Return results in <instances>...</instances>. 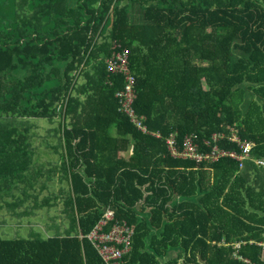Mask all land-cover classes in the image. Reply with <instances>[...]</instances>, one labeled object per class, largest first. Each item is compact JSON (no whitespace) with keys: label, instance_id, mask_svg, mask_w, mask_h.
<instances>
[{"label":"trees","instance_id":"1","mask_svg":"<svg viewBox=\"0 0 264 264\" xmlns=\"http://www.w3.org/2000/svg\"><path fill=\"white\" fill-rule=\"evenodd\" d=\"M121 49L135 112L159 139L119 112L125 79L105 61ZM79 95L93 115L85 126L66 123ZM38 121L57 123L63 179L55 193L51 179L37 187L22 173L6 213L20 222L59 205L67 224L0 238V264H106L87 235L108 207L134 229L119 264H264V172L231 159L174 160L164 146L168 135L181 144L193 133L205 150L220 133L217 146L237 152L226 138L235 126L255 144L251 159H264V0H0L4 158L34 145Z\"/></svg>","mask_w":264,"mask_h":264},{"label":"built area","instance_id":"2","mask_svg":"<svg viewBox=\"0 0 264 264\" xmlns=\"http://www.w3.org/2000/svg\"><path fill=\"white\" fill-rule=\"evenodd\" d=\"M120 48L115 44L114 47ZM129 54L127 49L114 51L106 61L107 73L111 76H121L125 79V86L116 93L119 103V112L124 115L130 124L143 134H150L154 138H161L158 132H150L144 124L145 117L138 115L134 109L136 98L135 77L129 70ZM224 138L223 134H213L212 143L205 140L203 144L207 149H202L196 141V136L191 133L186 135L183 142H178L176 134L164 138L167 154L174 160L190 161L199 165L213 164L221 159H231L237 163V169L243 170L246 163H252L257 170L264 172V159H251L254 143L238 136L237 129L232 126L226 136L227 140L236 145L237 152L227 151L217 146V141ZM134 229L125 221L116 220L115 212L107 208L92 231L87 235L88 240L97 250L98 255L106 264H119L130 253ZM241 243L233 244V259H237V251ZM241 261L240 258H238ZM247 263V262H245Z\"/></svg>","mask_w":264,"mask_h":264},{"label":"crops","instance_id":"3","mask_svg":"<svg viewBox=\"0 0 264 264\" xmlns=\"http://www.w3.org/2000/svg\"><path fill=\"white\" fill-rule=\"evenodd\" d=\"M84 68L85 65L83 64L74 75H77ZM37 123L41 128V121H38ZM51 132L47 131L45 135L41 133V135L45 137L46 144L53 143V139L50 135ZM33 141L34 145L31 147L24 149H10L9 153L12 155H7V158L3 157V155L1 154L3 153V151L0 150V227L2 226L1 221H4L8 218L5 204L14 203L16 202V199H20V197L17 196V189L21 188V184H17L16 178L21 179L22 173L26 174L29 171L32 174H35L36 176H33L32 178L33 181L31 180V178H29V180L31 181V183H35V186L37 187H39L41 183H45L49 179H51L52 183H50V186L55 189V187L59 183V179H63L62 176L58 175V173L56 175L51 174V172L54 171V168L57 166L56 164L62 163V159L59 158L58 155L61 152L60 148L56 149V147L48 145L38 146L36 139H34ZM22 157H24V159H22ZM61 173L63 172L61 171ZM7 180H12L13 183L11 184V186L9 184L7 185ZM9 188H13V192L11 195H9ZM47 196V192H44V194L39 198Z\"/></svg>","mask_w":264,"mask_h":264},{"label":"rangeland","instance_id":"4","mask_svg":"<svg viewBox=\"0 0 264 264\" xmlns=\"http://www.w3.org/2000/svg\"><path fill=\"white\" fill-rule=\"evenodd\" d=\"M99 34L96 36V38L98 37L97 41L99 40ZM95 44L96 42H94L91 46V52L95 49ZM98 44V43H97ZM96 44V46H97ZM86 72L88 73V71L86 70ZM86 73V74H87ZM85 74V75H86ZM83 85H86L84 79H81L79 84H78V89H81V87ZM81 104L79 106H77V112L75 113H70L69 116L66 119V123L67 124H78L81 126H85L86 124H88L92 118V110L90 109V107L88 106V104L86 103L87 99L89 97L85 96H76ZM58 121V119H57ZM41 125V130L40 131H35V128L31 127L30 129V134H31V138L34 140L36 139L37 143H41L42 141H44L43 139V135H45V133L51 132V130H55L57 128V123H51L49 124L48 122H44L41 121L40 123ZM50 135H52V132L50 133ZM53 139V138H52ZM48 146H54L56 147V142L54 143V139H53V143H49L47 144ZM56 149H58V147H56ZM59 158H60V153L58 154ZM57 166L56 168V173H58V175L60 176V165L61 164H56ZM59 187L56 186L55 187V193L58 191ZM63 211L62 207L60 209L59 205H57L56 207H54V209L50 210L49 209H44L41 212L38 213V216L35 218H30V219H26V220H22L20 222L11 219L10 217H8L7 219H5L4 221H1L2 226L0 227V238L2 239H15V238H27L29 233L31 231L33 232H39L42 234H45V231L43 229V227L45 226H55L56 224H58L60 227L64 228L67 224L66 221L63 220L62 216L60 215V212ZM33 224V225H32ZM47 230V229H46ZM54 231V227L51 229V232L49 233L50 235H52V232Z\"/></svg>","mask_w":264,"mask_h":264}]
</instances>
